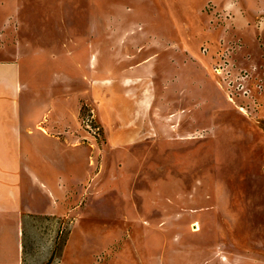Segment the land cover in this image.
<instances>
[{
	"label": "rangeland",
	"instance_id": "rangeland-1",
	"mask_svg": "<svg viewBox=\"0 0 264 264\" xmlns=\"http://www.w3.org/2000/svg\"><path fill=\"white\" fill-rule=\"evenodd\" d=\"M28 60L32 118L60 119L80 146L45 152L82 165L64 168L59 211L26 217L24 264H225L249 248L241 215L264 216V0H0V64ZM241 74L252 94L231 100Z\"/></svg>",
	"mask_w": 264,
	"mask_h": 264
},
{
	"label": "crops",
	"instance_id": "crops-1",
	"mask_svg": "<svg viewBox=\"0 0 264 264\" xmlns=\"http://www.w3.org/2000/svg\"><path fill=\"white\" fill-rule=\"evenodd\" d=\"M24 63L29 64L28 69L23 68ZM34 70V61L31 60L0 64V264H24L26 217L39 215L42 211L48 214L59 211L61 204L57 199L67 190L63 170L79 169L82 165L77 158L45 152L48 143L66 148L80 146L69 145L71 141L66 135H71V127H63L64 122L60 119L43 120L47 122L43 124V121L32 118L35 116L29 113L32 108L29 104L33 103L30 88L35 79ZM24 92L29 94L25 117L21 116L20 102L16 103V97ZM50 126L54 129L50 130ZM36 135L41 138L40 143L35 141ZM26 158L31 161L27 163ZM44 196H51L54 203L41 206ZM239 222L245 234H241V239L246 240L249 248L242 250L237 258L228 256L225 264H264V216L255 208V214H242ZM256 229L259 238L252 236ZM73 234L74 231L70 240ZM250 237L259 243L251 242ZM253 254L256 261L251 258Z\"/></svg>",
	"mask_w": 264,
	"mask_h": 264
},
{
	"label": "built area",
	"instance_id": "built-area-1",
	"mask_svg": "<svg viewBox=\"0 0 264 264\" xmlns=\"http://www.w3.org/2000/svg\"><path fill=\"white\" fill-rule=\"evenodd\" d=\"M223 70H225V69L222 66H221V68H215V71L219 72L221 74V76L224 78L223 75H226V70H225L224 74H222ZM228 73H230V72H228ZM239 80L240 81L239 82L236 81V83L234 82L233 79H231V80L228 81L229 87H230V91H228V92H229V98L231 100H233V98L235 96V94H234V91H235L234 89L235 88L236 89H240L241 88V92L243 93V95L245 97H249L252 94V89L247 84L246 74H241V77L239 78ZM233 82L235 83V85H233ZM241 108H242V110L244 109V107H241Z\"/></svg>",
	"mask_w": 264,
	"mask_h": 264
},
{
	"label": "trees",
	"instance_id": "trees-1",
	"mask_svg": "<svg viewBox=\"0 0 264 264\" xmlns=\"http://www.w3.org/2000/svg\"><path fill=\"white\" fill-rule=\"evenodd\" d=\"M83 109H84V108H83ZM83 109H82V110H83Z\"/></svg>",
	"mask_w": 264,
	"mask_h": 264
}]
</instances>
